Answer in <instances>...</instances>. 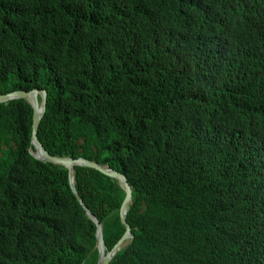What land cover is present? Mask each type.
<instances>
[{
	"label": "trees",
	"instance_id": "16d2710c",
	"mask_svg": "<svg viewBox=\"0 0 264 264\" xmlns=\"http://www.w3.org/2000/svg\"><path fill=\"white\" fill-rule=\"evenodd\" d=\"M195 1L118 0L122 21L106 0H0V93L47 88L44 146L109 165L133 190L134 239L110 264H264V153L255 143L264 115L237 89L222 101L227 78L250 72L253 23L245 41L222 49L206 34L218 22L212 0ZM247 122L252 134L241 133ZM31 123L24 99L0 105V264H96V226L68 170L29 154ZM74 176L112 248L125 231L122 187L92 168Z\"/></svg>",
	"mask_w": 264,
	"mask_h": 264
},
{
	"label": "clouds",
	"instance_id": "9594fccd",
	"mask_svg": "<svg viewBox=\"0 0 264 264\" xmlns=\"http://www.w3.org/2000/svg\"><path fill=\"white\" fill-rule=\"evenodd\" d=\"M193 1H195V0H192V2ZM199 2H200V0H196L195 1V5L198 4ZM219 2H221V3L219 4ZM232 2H233V0H212V1H208L206 8L208 9L209 7L212 6V10L214 12L212 15L217 19L218 22L213 24V25H211L212 28H209L210 31L207 32L206 34L211 38V40L214 43H216L222 49L223 48H229V47H232V43L233 42H236L239 39H242L243 37L244 38L242 39V41L246 40L247 33H246L245 30H246L247 23H249V22L253 23V25L251 26L250 31H249V36L252 39L251 38L248 39L249 48H247V55H246V60L250 64V72H235L234 76H232L231 78H227V80H229V82L233 83L232 87L224 88L222 86V84L218 83L214 88H222L223 87L225 89L226 95H222V98H223L222 101L227 99V100H229L231 102H232V96H231L232 88L239 90L241 93H243V95L245 96L246 100L251 104L253 115H255V116L264 115V109H263V105H264V102H263V100H264V80H263V77H262V75L264 74V0H248L240 8H237V6L234 3H232ZM106 3L108 4L107 8H110V10L113 13L116 14V16L118 17L119 20L122 19V21H123L126 18L127 6H126V4L124 2H118V0H106ZM190 12L191 13H190L189 17H187V20L192 21V20H195L196 18H198V16H197L198 13H197V11L195 9H194V11L192 9ZM228 23H235L236 24L235 26H236L237 29L234 28L233 32H232L230 29H228L226 26L223 25V24H228ZM255 48H257L259 50H254ZM190 49H191L190 46H188L187 49L185 50V55H186L185 61L186 62L191 60ZM257 52L260 53V55H261V57L263 59V61L261 63H260V61L258 59ZM222 82H224V81L222 80ZM19 87H21V88L15 89V90H11V91H8V92H4V93H0V96L1 95H6V94H10V93H13V92H18V91H25V92H29V93L35 92V96H36V100H37V104H38L39 108H42L43 101L45 99V110L42 113V116H41L40 121H39L38 129H37V138H38L39 142L42 144L43 149L47 153H49L51 156H53V157L56 156V157H62V158H67V159H78V158H80V157H77V158L67 157V156H62L60 154H55V153L50 152L44 146V144L41 142V140L38 137V130H39L41 122H42V120H43V118H44V116H45V114L47 112L48 89L45 88L44 86H39V85L33 86L31 88H28V89L23 88V86H19ZM43 92H45V93H43ZM20 99H24L31 106V108H32V117H33L34 100H33L32 96H26L24 98L14 97L12 99L1 101L0 105L1 104H6V103H8L10 101L20 100ZM32 124H33V120H32V123H31V137H30V144L31 145H29V147L27 149L30 155H31L30 150L33 153L36 154V148L31 142V138H32ZM241 133L242 134H252L249 131V123L248 122L241 128ZM255 143H256V148H261L263 153H264V139L261 138V140H259L256 137L255 138ZM33 158H35V157H33ZM82 158H84V157H82ZM85 159H87V158H85ZM36 160L41 161V162L46 163V164L64 166L67 169V167L65 165H63V164L54 163V162L48 161V160H39V159H36ZM88 160H90V159H88ZM100 165H102V164H100ZM77 166H80V165H75L73 167V176H74V169ZM102 166H104V167L107 166L110 169H112V170H114V171H116L118 173H121V172L113 169L109 165H102ZM80 167H84V166H80ZM121 174H123V173H121ZM123 175H125V174H123ZM68 180H69V172H68ZM127 180H128V178H127ZM74 183H75V176H74ZM119 184H120V182H119ZM69 186H70V182H69ZM120 186L123 189V186L121 184H120ZM129 186H130V184H129ZM75 187H76V185H75ZM130 188H131V186H130ZM123 191H124V189H123ZM131 191H132V200L128 204L127 210H128L129 205L133 201V190H132V188H131ZM72 193H73V191H72ZM124 194H125V192H124ZM86 215H87V213H86ZM95 217H96V215H95ZM89 219H91V218L89 217ZM97 220L99 221L98 218H97ZM126 221H127V212H126ZM93 223H94V221H93ZM99 223H100V225L102 227V233H103V226H102L100 221H99ZM127 223H128V221H127ZM95 226H96V224H95ZM129 226H130V224H129ZM96 229H97V227H96ZM130 229H131V227H130ZM124 233H125V231H124ZM131 233L133 234L132 230H131ZM95 237H96V234H95ZM133 239H134V234H133ZM103 240H104V234H103ZM132 240L125 241L122 244V246L119 248V250H117V252L114 255V257L118 254V252L126 244L132 242ZM115 244H114V246H115ZM104 245H105V248H104V253L105 254L108 253L109 251H111L112 248L114 247L113 246L112 248L109 249L106 246V244H105V240H104ZM96 249H97V252H98V259H97L96 264H99V249H98V246H97V237H96ZM114 257L111 259V261L114 259ZM111 261L109 262V264L111 263Z\"/></svg>",
	"mask_w": 264,
	"mask_h": 264
},
{
	"label": "water",
	"instance_id": "95a60500",
	"mask_svg": "<svg viewBox=\"0 0 264 264\" xmlns=\"http://www.w3.org/2000/svg\"><path fill=\"white\" fill-rule=\"evenodd\" d=\"M43 93H45V92H43ZM26 96H32V98L34 100L31 142L36 148V154L30 150L31 155L33 157H35L36 159L52 161L54 163L63 164L67 167L68 172H69L70 188L73 191L77 200L80 202L82 207L85 209L87 215L94 221V223L96 224V227H97L96 237H97V246L99 249V264H109V262L114 257L117 250H119V248L122 246V244L127 240L133 239V234L131 233L130 226L126 221L127 206L132 200V191H131V188L129 186V182L127 180V177L121 173H118V172L110 169L107 166L104 167V166L100 165L95 160H88V159H85L82 157H80L78 159H67V158L56 157V156L53 157L49 153H47L43 149L42 144L39 142V140L37 138V129H38L39 121H40V118L42 116V113L45 110V99L43 101L42 108H39L38 104H37L35 92L29 93V92H25V91H18V92H13V93L6 94V95H1L0 96V102L8 100V99H12L14 97L24 98ZM75 165H80V166L95 169V170L101 172L102 174H104L106 176L117 179L120 182V184L123 186V189L125 192V197H124V200H123V202L120 206V209H119V216H120L121 223L125 226L126 230H125L124 235L119 239V241L115 244V246L112 248V250L106 254L104 253L105 245H104V240H103L102 227H101L99 221L97 220V218L95 217V215L85 206V204L83 203V201H82V199H81V197H80V195H79V193L75 187L74 176H73V167Z\"/></svg>",
	"mask_w": 264,
	"mask_h": 264
}]
</instances>
